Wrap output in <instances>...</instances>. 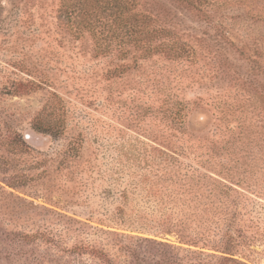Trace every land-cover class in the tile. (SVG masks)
Here are the masks:
<instances>
[{
  "label": "rangeland",
  "instance_id": "1",
  "mask_svg": "<svg viewBox=\"0 0 264 264\" xmlns=\"http://www.w3.org/2000/svg\"><path fill=\"white\" fill-rule=\"evenodd\" d=\"M137 1V9L155 10L200 39L203 54L217 48L213 21L182 0ZM61 5L0 0V264H234L224 243L201 255L182 242V233H203L207 217L218 238L230 226L234 258L264 264V159L251 190L233 193L235 218L226 219L220 199L208 216L199 186L170 175L165 117L177 94L192 103V131L211 136L225 109L208 98L237 96L240 107L228 115L235 129L225 140L246 141L264 157L256 136L264 128V96L235 90L259 72L249 59L258 58L254 48L264 60V15L234 2L214 13L236 44L219 49L229 73L221 76L217 62L199 52L190 60L144 57L134 47L98 52L95 37L70 23Z\"/></svg>",
  "mask_w": 264,
  "mask_h": 264
},
{
  "label": "trees",
  "instance_id": "2",
  "mask_svg": "<svg viewBox=\"0 0 264 264\" xmlns=\"http://www.w3.org/2000/svg\"><path fill=\"white\" fill-rule=\"evenodd\" d=\"M182 1L192 9L197 10L206 21L211 23L213 21V26L220 35V39L216 40L217 48L214 51L206 48L208 51L203 54V47L201 45L200 47L198 42L200 39L197 41L193 37L184 36L175 27L165 22L155 10L137 9L139 5L137 0H62L61 9L69 22L73 23L78 30L91 32L95 37V47L98 52L105 53L117 49L120 52L128 53L130 47H134L136 50L141 51L144 57L162 52L173 60H182L185 57L190 60L191 57H195L199 52L204 57L212 58L217 62L215 68L218 75L222 76L225 73L229 76L227 69H225L226 67L219 61V49L222 48L223 44L231 46L236 44L230 40L222 22L215 19L213 15L218 9L226 6L225 4L232 5L234 2V4H245L249 10L248 12H252L253 17L261 16L264 15V2L245 0ZM219 45L221 47L218 48ZM254 52L258 55V58L249 57V59L253 62V70L257 69L259 72L257 75L251 76L248 82L238 83L235 90L247 92L252 97L261 93L263 97L264 60L261 58L263 51L260 48H254ZM202 54L200 55L202 56ZM259 76H262L263 79L259 80ZM219 87L221 91L230 90L231 88L229 84L226 87ZM170 99L165 117L168 120L172 144L168 145L169 152L166 153L164 151L167 154L168 164H170L171 173H169L176 182L180 181V179L190 180L189 183H191L192 187L195 184L199 186V190L202 191L199 197L202 200L204 199V201L205 199L207 200V203L203 202L206 206L205 210H203L204 214L208 216L209 214L212 215V212L214 214L213 204L216 199H220V202L224 204L223 214L225 213L226 219L231 222L238 212L236 207L230 209L231 204L235 202L232 196L233 193L240 194L241 192L236 187L251 190L255 176L262 169L261 160L264 159V157H259L256 150L246 141H242L243 145L239 146L234 140H225L227 134L235 129L231 125L228 115L235 113L236 109L240 107L239 100L237 96L222 93L208 98V105L216 108L224 107L225 109L221 110L224 115L219 118V128L215 131H210L212 134L208 136L207 133L199 135L192 131L188 121V114L192 110L190 101L180 98L177 94L172 95ZM199 99L201 102L205 100L201 97ZM193 103L198 104L197 101ZM262 110L264 111V105ZM217 136L221 139L223 138L224 141L218 139ZM256 136L262 137L263 143L260 145L264 146V128H261L260 134ZM184 144H189L190 148L195 147L199 150L198 152L190 153L186 150L187 147ZM223 157L225 160H223ZM207 221H209L208 217L205 220L206 228L203 233H197L196 236L191 234L187 239L184 238L183 233L181 234L182 242L200 248L199 251H189L194 253L198 251L199 254L205 255L204 248L218 251L224 243V251L222 252L231 256L227 257L226 260L232 261L234 264H251L234 258L236 254L232 244L234 245L235 235L230 226H227L224 229V234L218 238L219 230L216 226H212V223L207 226ZM212 221L215 222V219H212ZM168 231L176 232L177 234L181 233L180 231ZM192 236H195V238ZM158 243L163 247H173L169 243ZM207 255L210 256L209 254ZM173 263L168 258L161 264ZM197 264L207 263L201 260Z\"/></svg>",
  "mask_w": 264,
  "mask_h": 264
}]
</instances>
